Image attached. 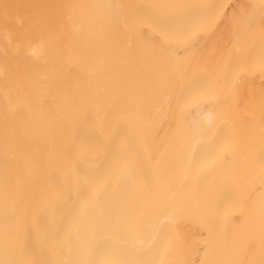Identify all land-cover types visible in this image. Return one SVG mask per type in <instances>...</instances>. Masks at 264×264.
<instances>
[{"label":"bare ground","instance_id":"bare-ground-1","mask_svg":"<svg viewBox=\"0 0 264 264\" xmlns=\"http://www.w3.org/2000/svg\"><path fill=\"white\" fill-rule=\"evenodd\" d=\"M0 264H264V0H0Z\"/></svg>","mask_w":264,"mask_h":264}]
</instances>
